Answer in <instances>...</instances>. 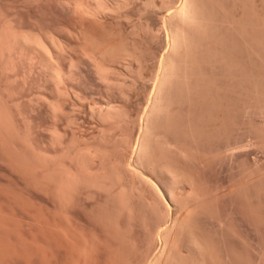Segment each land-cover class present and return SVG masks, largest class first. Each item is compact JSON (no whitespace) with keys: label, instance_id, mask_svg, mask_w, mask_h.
Listing matches in <instances>:
<instances>
[{"label":"bare ground","instance_id":"6f19581e","mask_svg":"<svg viewBox=\"0 0 264 264\" xmlns=\"http://www.w3.org/2000/svg\"><path fill=\"white\" fill-rule=\"evenodd\" d=\"M35 1L38 8L49 9L53 20L56 17L61 21L55 20L57 23L63 22L70 30L60 34L58 30L48 31L49 27L32 29L21 18L17 20L16 15L0 9V158L16 175L27 174L37 188L39 183L55 184L62 198L67 196L66 191L78 190L85 183L94 192V188L103 192L111 186L118 189L124 186L121 181L126 175L136 178L149 170L159 176L163 185L161 190L152 181L150 184L157 189L151 190L159 196V190L163 191L169 202L166 204L165 200L161 206L158 201L163 198L150 200L158 211L160 225L151 237L158 241L159 248L148 264H220L213 242L210 244V240L193 233L188 221L184 223L187 217L182 205L179 206L182 196L179 199L177 190L191 186L192 182L181 161L175 160L198 153L187 142L194 136L200 142L204 136L202 128H190L192 121L185 123V118L180 121L184 115L178 114L185 113L181 105L192 102L197 113L192 124L196 122L199 127L210 112L203 106L213 92L210 89L218 86L216 81L206 78L203 67L211 61L214 67L223 62L219 50H211L207 44L214 36L213 24L219 21L209 20L211 11L207 13L202 0ZM107 24H115L121 31L117 34ZM125 27L130 28L127 34L126 30L123 32ZM146 42L151 45L144 47ZM215 52H219L218 58ZM212 96L215 98V94ZM215 105L219 104L215 101ZM43 118L50 125L38 130L35 123ZM39 173L44 175H41L44 182L37 180ZM144 181L149 183L147 179ZM112 189L106 194L113 193ZM115 192L110 195H115L119 207L131 211L126 187ZM186 224L188 238L182 236V242L187 239L185 247L178 235ZM178 243L183 244L187 254L179 253Z\"/></svg>","mask_w":264,"mask_h":264},{"label":"rangeland","instance_id":"374dc122","mask_svg":"<svg viewBox=\"0 0 264 264\" xmlns=\"http://www.w3.org/2000/svg\"><path fill=\"white\" fill-rule=\"evenodd\" d=\"M202 1L205 2L203 4L208 10L207 13L213 12L208 13L209 20L219 21V24L210 22L216 28L211 27L214 28L212 29L214 36L207 40V44L211 50H219L220 57L215 53L223 62L217 63L218 66L214 67L211 61V64L205 63L206 66L203 67L206 78L216 81L215 86H218L210 89V92L211 90L216 92L209 95L210 102L206 101L207 105L211 103L212 107H209L210 104L203 106L209 109L205 108L207 112L210 111V116L207 113L204 117L206 121H202L203 125H198V122L199 127L196 126V122L192 124L197 115L196 106H193L192 102L191 105L187 103V106L183 104L188 109L182 107L183 105L180 107L181 110L189 112L187 114L185 110L182 111L184 114L179 112L178 116H184L181 120L180 117L177 118L180 121L185 118V123L192 121L193 126L190 124V128L194 126L202 128L204 136L201 144L196 141L197 136L192 137L191 142L190 140L187 142V145L194 146L193 150L198 152L192 153L197 154L196 156L175 159L176 162L181 161L184 172L187 171L185 173L190 176L191 182H194L191 183L193 187L182 186L177 190V193L181 192L178 193L179 199L181 196L184 198L181 197L178 203L181 202L179 206L182 205L186 214L184 216L188 219L184 217V223L188 221L193 233L196 235L199 233L198 236L210 240V244L213 242L212 246L216 247V257L220 264H264V0ZM0 9L13 17L16 15L17 20L21 18L32 29L51 27L47 30L53 29L55 32L58 30L60 34H67L65 31L70 30L63 22L57 23L60 20L57 21L56 17L53 20L49 9L38 8V2L35 0H0ZM211 16L216 19L213 20ZM110 26L115 33L121 31L115 24ZM129 29L125 27L123 32L126 30L127 34ZM145 44L144 47L151 45L148 42ZM230 67L233 69L228 70ZM221 83L225 84V87ZM214 94L215 98L212 96ZM215 101L219 105H215ZM25 108L28 109L26 106ZM190 117L192 119H189ZM49 125L50 122L46 118L35 123L38 130H45ZM60 126L62 128L61 124ZM193 130L195 132L196 129ZM88 134L86 132V135ZM197 144H200L199 147ZM134 176L126 175L123 177L125 180L121 181L127 189L126 195H130L127 205L130 201L131 205L128 208L131 207V216V211L119 207L115 202V195H110L111 191L109 195L106 194L112 189L110 184L109 189L108 183H104L108 187L106 192L99 191V188H94V192L93 189H89L90 186L89 188L86 186L88 184L81 182L82 186L76 188L78 190L68 191L66 197L70 202L66 200L67 198L62 201L52 190L37 188L18 174L9 173L0 158V264H148L155 250L159 248L158 241L154 237L151 239L157 232L158 224L160 225L158 211L155 208L157 212L154 211L151 202L163 198L158 201L162 206L165 200L166 204L169 201L162 194L163 191L159 190L158 193L163 196L160 197L157 191L151 190V187L154 188L153 183L150 184L152 181L158 183L159 188L163 190L157 174L146 170L142 176L136 178ZM143 179L149 180V183ZM138 180L143 181L136 183ZM122 186L118 189H123ZM116 189L112 190L116 192L121 190ZM116 208H120V212ZM123 210H126L125 213ZM187 224L184 229L188 228ZM188 229L182 228L183 232L178 236H188ZM187 236L185 238H188ZM181 237L178 238L181 240L179 242H184L185 246L187 239L182 242L184 237L182 239ZM183 244L180 246L182 249L180 247L177 249L180 250V254H187L186 246Z\"/></svg>","mask_w":264,"mask_h":264},{"label":"crops","instance_id":"0c3cea01","mask_svg":"<svg viewBox=\"0 0 264 264\" xmlns=\"http://www.w3.org/2000/svg\"><path fill=\"white\" fill-rule=\"evenodd\" d=\"M1 160L3 161V159H1ZM4 161H5V160H4ZM4 163H7V162L5 161ZM5 165H6V164H5ZM9 166H10V165L7 163L8 170L10 171V169H11L12 167H9ZM13 170H14V169H12V171H10V172H12V174H14V172H15V171L13 172ZM18 173H19V172H18ZM18 173H17V174H18ZM20 173H21V172H20ZM20 173H19V174H20ZM15 174H16V172H15ZM21 174H24V176H25V175H26V176H25V177H24V176L22 177ZM21 174H20L19 176H21L22 178H26L27 180H29V178H28L29 176H28L27 174H25L24 172H22ZM29 175H30V174H29ZM41 175H42V174H40V173L37 174V176H38V178H39V179L37 178V180H39V181L42 180V179H41V178H42ZM42 176H44V175H42ZM31 180H32V179H30V182H31ZM32 181H33V180H32ZM39 181H38V182H39ZM41 182H44V181H41ZM33 185H34V184H33ZM39 185H41V186H39ZM39 185L37 184V186L40 187V188H44V189H47V190H48V189H49V190H52V191L54 192V194H55L56 197H57V195H60L59 192H58V190H57V186H56L55 184H48V185H46V182H45V184H43V183L40 184V183H39ZM43 185H44V186H43ZM35 186H36V185H35ZM57 193H58V194H57ZM66 193H68V191H66ZM58 197H60L61 199H66V196H65L64 198H62L61 195L58 196ZM58 197H57V198H58ZM60 198H58V199H60ZM61 199H60V200H61ZM62 201H63V200H62Z\"/></svg>","mask_w":264,"mask_h":264}]
</instances>
